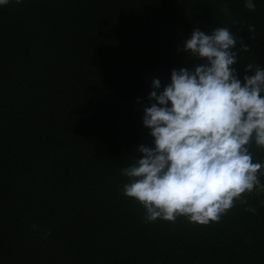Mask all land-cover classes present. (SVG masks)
Wrapping results in <instances>:
<instances>
[{
    "label": "trees",
    "instance_id": "16d2710c",
    "mask_svg": "<svg viewBox=\"0 0 264 264\" xmlns=\"http://www.w3.org/2000/svg\"><path fill=\"white\" fill-rule=\"evenodd\" d=\"M253 3L0 6V264H264V191L207 226L183 216L147 222L121 174L140 145L154 147L143 125L153 80L163 91L172 70L206 63L183 50L194 29L231 30L241 82L249 63L264 69V0ZM248 147L264 165V149ZM258 178L264 185V168Z\"/></svg>",
    "mask_w": 264,
    "mask_h": 264
},
{
    "label": "clouds",
    "instance_id": "9594fccd",
    "mask_svg": "<svg viewBox=\"0 0 264 264\" xmlns=\"http://www.w3.org/2000/svg\"><path fill=\"white\" fill-rule=\"evenodd\" d=\"M8 3L0 0V6ZM245 7L256 6L245 0ZM222 11L228 14L227 5ZM254 31L249 25L248 32ZM236 43L228 28L210 34L194 29L183 50L206 63L172 70L163 91L159 79L152 82L143 125L154 147L140 145L141 158L121 173L129 180L124 195L143 206L147 222L174 223L183 216L207 226L236 201L246 203L244 194L264 191L258 178L264 165L253 162L248 147L254 141L264 149V69L249 63L244 71L253 74L241 82L233 68ZM240 50L248 51L242 41Z\"/></svg>",
    "mask_w": 264,
    "mask_h": 264
}]
</instances>
